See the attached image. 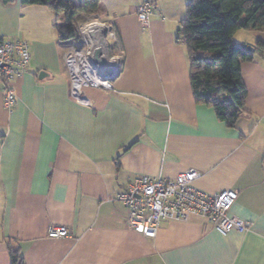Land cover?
<instances>
[{"label":"crops","instance_id":"crops-1","mask_svg":"<svg viewBox=\"0 0 264 264\" xmlns=\"http://www.w3.org/2000/svg\"><path fill=\"white\" fill-rule=\"evenodd\" d=\"M104 1L76 19L105 8L124 62L115 90L85 89L91 108L70 96L55 11L0 0V41L21 38L31 51L11 109L0 80V264H11L9 240L26 264H264V54L242 62L246 111L229 127L193 94L177 39L188 0H155L147 25L144 0ZM235 40L255 47L264 31L239 29ZM188 169L204 192L236 190L229 215L250 228L222 234L198 215L163 220L155 237L127 225L118 195L130 182ZM56 225L69 235L50 237Z\"/></svg>","mask_w":264,"mask_h":264},{"label":"built area","instance_id":"built-area-1","mask_svg":"<svg viewBox=\"0 0 264 264\" xmlns=\"http://www.w3.org/2000/svg\"><path fill=\"white\" fill-rule=\"evenodd\" d=\"M154 8L152 0H144L139 5L137 18L142 25L148 24ZM85 18L78 23L84 46H66L64 61L71 98L82 105L97 108L85 89L115 90L114 79L123 68L124 58L123 51L117 48L113 24L102 18ZM95 23L101 25L94 26ZM30 61L31 51L26 40L0 41V80L4 84V106L8 109L17 101L13 81L28 70ZM200 176V171L188 169L173 179L162 175H141L130 182L118 195L127 210V225L147 237H155L163 220L187 221L192 215H198L222 234L233 229L248 230L249 221L229 215L238 192L234 189L213 194L204 192L194 185ZM48 234L50 237L68 236L69 229L56 225Z\"/></svg>","mask_w":264,"mask_h":264},{"label":"trees","instance_id":"trees-1","mask_svg":"<svg viewBox=\"0 0 264 264\" xmlns=\"http://www.w3.org/2000/svg\"><path fill=\"white\" fill-rule=\"evenodd\" d=\"M8 4L15 0H1ZM155 3V0H152ZM45 4L56 14L54 26L63 46H84L77 15H93L100 0H23ZM239 29L264 31V0H190L177 39L183 42L190 64V80L197 103L212 106L217 117L235 127L246 111L247 88L241 65L254 53L235 40ZM255 51L264 54V41ZM11 264H26L19 247L8 241Z\"/></svg>","mask_w":264,"mask_h":264},{"label":"rangeland","instance_id":"rangeland-1","mask_svg":"<svg viewBox=\"0 0 264 264\" xmlns=\"http://www.w3.org/2000/svg\"><path fill=\"white\" fill-rule=\"evenodd\" d=\"M113 1H117V0H105L104 2H105V6L109 9L110 8V6H111V3L113 2ZM123 2H126V3H128V2H130V1H134V0H122ZM190 0H188L187 1V4H188V2H189ZM187 4H185V7H184V10H183V17H185L186 16V14H187ZM101 14V15H100ZM98 16L100 17V18H103V19H105V17H102V16H106V10H105V8H103V10L102 11H100L99 12V14H98ZM98 16H89L91 19H94V18H99ZM94 17V18H93ZM85 18V17H84ZM83 18V19H84ZM82 18H79V19H77L76 21V23L78 24L79 23V21L81 20ZM86 19V18H85ZM108 21V20H107ZM110 21V20H109Z\"/></svg>","mask_w":264,"mask_h":264},{"label":"water","instance_id":"water-1","mask_svg":"<svg viewBox=\"0 0 264 264\" xmlns=\"http://www.w3.org/2000/svg\"><path fill=\"white\" fill-rule=\"evenodd\" d=\"M242 46L245 47L247 50H249L251 52H254V50H255V47L253 45H249V44L243 43Z\"/></svg>","mask_w":264,"mask_h":264},{"label":"bare ground","instance_id":"bare-ground-1","mask_svg":"<svg viewBox=\"0 0 264 264\" xmlns=\"http://www.w3.org/2000/svg\"><path fill=\"white\" fill-rule=\"evenodd\" d=\"M94 26H99V25H101L100 23H95V24H93Z\"/></svg>","mask_w":264,"mask_h":264}]
</instances>
